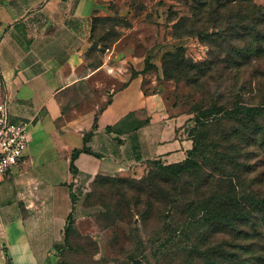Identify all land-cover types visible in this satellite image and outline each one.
<instances>
[{"label":"rangeland","instance_id":"1","mask_svg":"<svg viewBox=\"0 0 264 264\" xmlns=\"http://www.w3.org/2000/svg\"><path fill=\"white\" fill-rule=\"evenodd\" d=\"M103 64L84 94L142 68L195 135V167L175 173L152 162L140 178L99 177L73 203L60 260L264 264L262 214L250 202L264 198V117L263 145L244 146L236 109L264 103V0H113L94 17L85 54L86 70ZM217 108L207 133L201 118Z\"/></svg>","mask_w":264,"mask_h":264},{"label":"crops","instance_id":"2","mask_svg":"<svg viewBox=\"0 0 264 264\" xmlns=\"http://www.w3.org/2000/svg\"><path fill=\"white\" fill-rule=\"evenodd\" d=\"M112 1L0 0V77L11 118L31 122L23 158L0 182V264H65L57 247L73 203L98 177L140 178L193 147L142 68L84 94L108 67L84 63L94 17Z\"/></svg>","mask_w":264,"mask_h":264},{"label":"trees","instance_id":"3","mask_svg":"<svg viewBox=\"0 0 264 264\" xmlns=\"http://www.w3.org/2000/svg\"><path fill=\"white\" fill-rule=\"evenodd\" d=\"M237 112L240 113L242 119H238L237 124L241 125L243 128V131H239V136L241 135V137L243 138V140L245 139L246 142L244 141V146L249 145L251 146L252 144H261L262 140L260 138V134L262 132V127L260 124V120L264 117V103L263 101H260L256 104H252V106H246V105H240L239 107H236ZM215 111V112H214ZM220 109H211L210 110V114H208L205 117L201 118V124L203 125L204 128L207 127V133H208V127H213L215 126V124L217 123V119H213L212 117V113L213 115H217L219 114ZM251 122L252 128L250 130H252V139H246V133L248 131L247 129V125ZM200 123V121H199ZM218 125V124H217ZM191 139L193 140V147L190 150V152L188 153V157L181 163H177V164H173V165H162L158 162H155L160 168L167 170V171H171V172H175V173H180L181 171H186V172H190L192 170L193 167H195V163L193 162V154L197 151V141H196V137L195 135H190ZM255 137L257 138L256 141H254ZM263 144H261L260 146H262ZM78 152H75L73 155V158L75 157V155ZM73 168V167H72ZM101 177V176H100ZM99 178V177H98ZM97 178V179H98ZM96 179V180H97ZM95 180V182H96ZM95 184V183H94ZM250 202L256 207V209L262 214L261 217H259L260 219V224L262 229L257 232L256 234H258V236H263V240H264V234H262L264 232V198H251ZM225 217V216H223ZM70 218V216L68 217V219ZM67 228H65V236H66V230ZM66 264V263H65Z\"/></svg>","mask_w":264,"mask_h":264},{"label":"built area","instance_id":"4","mask_svg":"<svg viewBox=\"0 0 264 264\" xmlns=\"http://www.w3.org/2000/svg\"><path fill=\"white\" fill-rule=\"evenodd\" d=\"M30 121L11 118L7 94L0 99V182L23 158Z\"/></svg>","mask_w":264,"mask_h":264}]
</instances>
